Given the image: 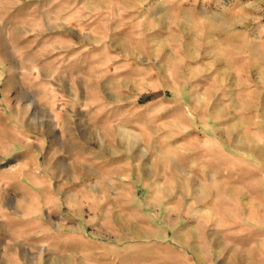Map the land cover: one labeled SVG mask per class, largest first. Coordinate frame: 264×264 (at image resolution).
Wrapping results in <instances>:
<instances>
[{"label": "rangeland", "instance_id": "1", "mask_svg": "<svg viewBox=\"0 0 264 264\" xmlns=\"http://www.w3.org/2000/svg\"><path fill=\"white\" fill-rule=\"evenodd\" d=\"M44 85L58 104L84 92L79 136L95 137L94 122L102 138L146 145L102 179L84 172L73 210L21 193V224L0 215V264H111L49 240L76 220L131 246L112 264H264V0H0V108L28 104L52 121L39 110L46 97L27 93ZM96 100L106 114L93 121ZM155 232L158 252L146 248Z\"/></svg>", "mask_w": 264, "mask_h": 264}, {"label": "crops", "instance_id": "2", "mask_svg": "<svg viewBox=\"0 0 264 264\" xmlns=\"http://www.w3.org/2000/svg\"><path fill=\"white\" fill-rule=\"evenodd\" d=\"M42 87L41 93L37 89H28L27 93L30 97L36 92L46 97L44 101H40L42 107L40 106L39 110L44 112L47 119L48 117L53 119L52 121L39 123L37 120L39 118L35 116L36 109L32 105L19 104L0 108V215L3 218V214H5L13 225L22 222L19 221L20 216L14 210V207L20 203L21 193L26 195L28 200L31 198L34 201L35 197H38L42 203L44 202L42 194L49 193L47 200L49 203L55 204L54 208L63 206L62 209L65 211L73 210L74 205L67 203L68 193L71 191L81 195L85 193L81 182L84 172L90 170L94 174L92 177L96 178L95 175H97L100 177L99 179H102V176L111 173L107 168L110 167V162L118 160L121 163L124 160L132 162L131 158L134 153L132 145H139L140 148L136 153L143 152L141 146L146 145L141 140L133 142L131 139L124 138L113 140L102 138L99 126L93 122L98 121L97 116L100 114H106L104 109L101 111L98 100H96V105L93 102L88 108L93 118V123L88 128L91 129V132H95L96 136H91L92 138L79 136L78 130H75L77 124L74 125V123L76 114L83 113L81 105L82 99L85 97L84 92L82 90L79 92L78 104L74 103L77 99L76 93L67 94L69 101L64 100L63 103L58 104L57 100L64 98L60 90H53L52 87L48 86V88L45 85ZM62 114L71 116V119L66 118L67 121H63ZM77 127L78 129L83 128L82 126ZM65 129L74 132L66 134ZM37 130H44L43 138H40ZM40 161L48 163L49 168L41 171L35 170L36 163ZM120 168L121 166L116 167V170H125L127 167ZM136 171L140 172L138 168ZM93 187L98 189L97 193H102V195L110 193V190L106 186L100 185L99 182ZM105 201L106 197L104 196L101 208L95 205V202L92 203L94 209H102ZM62 217L66 221L67 213ZM27 222L28 226H35L30 222V218ZM75 222L77 227L74 230H64L61 224L59 229L51 227L48 234L49 240L61 245L67 243L63 246L64 249L68 248L70 243L79 244L82 249L85 246L90 247L94 251L93 253L106 256L107 261L111 264L115 259H119L122 253L125 254L128 248H131V246L116 247L112 244L113 240L109 238L90 237L82 230V222L78 220ZM137 222L145 227L141 232L147 234L148 221L140 219ZM0 223L1 226L4 225L3 220ZM129 223H131L130 219L124 225ZM154 226L159 228V225ZM103 228L105 229V227ZM33 231L35 232V230ZM149 240H145L147 244L149 242L146 248L158 252L159 235L155 232Z\"/></svg>", "mask_w": 264, "mask_h": 264}, {"label": "bare ground", "instance_id": "3", "mask_svg": "<svg viewBox=\"0 0 264 264\" xmlns=\"http://www.w3.org/2000/svg\"><path fill=\"white\" fill-rule=\"evenodd\" d=\"M258 155H259L260 158H264V150L261 149L260 151H258ZM196 188H198V187H196ZM198 192H201V191L198 190Z\"/></svg>", "mask_w": 264, "mask_h": 264}]
</instances>
